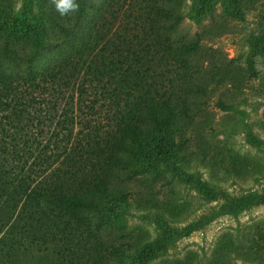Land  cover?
<instances>
[{
    "label": "rangeland",
    "instance_id": "1",
    "mask_svg": "<svg viewBox=\"0 0 264 264\" xmlns=\"http://www.w3.org/2000/svg\"><path fill=\"white\" fill-rule=\"evenodd\" d=\"M105 1L89 0L87 28ZM40 2L0 0V15L35 23ZM129 2L110 17V36L136 32L135 20L124 18ZM165 6L171 11L164 24L172 44L197 45L184 63L172 57L162 62L160 56L153 63L166 87L185 84L174 129L155 136L113 171L108 195L71 219V234L58 233L62 243L57 238L47 249L18 251L20 204L4 205L0 211L9 222L0 232V264H264V0H166ZM51 37L52 45L32 63L35 72L69 49ZM2 66L8 72L27 70L11 61ZM115 68L111 65L110 74ZM151 74L147 85L135 87L136 95L152 85ZM108 79L112 87L118 81L126 85L118 73ZM81 82L32 90L39 113L20 130H10L16 137L0 139V173L20 172L23 157L11 161L14 150L37 153L48 144L46 153H54L75 144L86 120L105 129L113 124L117 108L111 110L103 88L86 80L81 96ZM66 115L69 121L63 122ZM67 123L73 130L69 141ZM106 247L113 248L111 256L104 257L111 250Z\"/></svg>",
    "mask_w": 264,
    "mask_h": 264
},
{
    "label": "trees",
    "instance_id": "2",
    "mask_svg": "<svg viewBox=\"0 0 264 264\" xmlns=\"http://www.w3.org/2000/svg\"><path fill=\"white\" fill-rule=\"evenodd\" d=\"M40 1L39 19L35 23L0 15V139L5 143L7 137H16L10 135L12 128L20 130L35 119L40 106L37 108V97L32 90L42 87L75 88L81 78L102 87L111 110L117 109L111 112L112 125L105 129L86 120L75 144L61 151L46 153L48 144L37 153L14 150L11 161L16 162L21 156L22 166L20 172L15 170L16 175L9 168L1 170L0 209L4 210V205L10 203L17 209L20 204L16 212L20 222L18 251L28 247L47 249L57 238L62 243L64 238L58 233L71 234V219L108 195L116 173L113 171L123 166L130 154L141 152L155 136L174 129L179 116V92L185 84L173 90L172 85L166 87L159 79L164 73L158 75L153 63L157 56L162 62L172 57L184 63V58L197 47L196 43L174 46L170 41L164 24L171 16L166 0H130L124 18L126 23L135 20L136 32L124 30L111 36L110 20L114 13L121 12L127 0H106L88 28L85 18L89 0H77L80 10L66 17L55 11L51 0ZM106 12L110 13L106 15ZM51 36L59 40V46L65 44L69 49L43 71L35 72L32 63L52 45ZM6 61L19 67L26 65L27 70L8 72L2 66ZM111 65L116 68L110 74ZM116 73L123 76L126 85L118 81L112 87L109 79L104 81L105 76ZM148 73L152 75V85L143 87L136 95L135 87L148 84ZM84 82L77 87L81 96L87 92ZM51 115L49 112L45 119ZM68 121L66 115L63 122ZM40 122L45 124L39 119ZM66 130L69 141L73 130L69 127ZM55 162L57 165L51 168ZM6 214L0 211V232L9 222ZM105 250L110 254L104 257L112 255L113 248Z\"/></svg>",
    "mask_w": 264,
    "mask_h": 264
},
{
    "label": "clouds",
    "instance_id": "3",
    "mask_svg": "<svg viewBox=\"0 0 264 264\" xmlns=\"http://www.w3.org/2000/svg\"><path fill=\"white\" fill-rule=\"evenodd\" d=\"M55 11L61 16L66 17L80 10L77 0H51Z\"/></svg>",
    "mask_w": 264,
    "mask_h": 264
}]
</instances>
